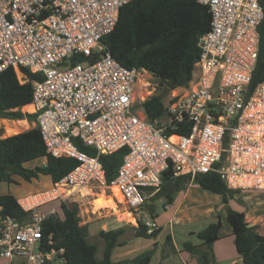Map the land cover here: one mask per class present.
<instances>
[{
	"label": "built area",
	"instance_id": "1",
	"mask_svg": "<svg viewBox=\"0 0 264 264\" xmlns=\"http://www.w3.org/2000/svg\"><path fill=\"white\" fill-rule=\"evenodd\" d=\"M133 1L0 0V73L13 68L21 83L29 81L22 68L40 75L29 112L47 153L78 161L50 187L17 198L27 220L0 215L6 264L64 262V248L47 249L53 240H44V221L99 189L116 190L138 212V226L152 233L158 223L143 213L169 168L190 182L216 173L230 189L264 191V80L251 87L261 0H197L209 8L211 28L199 37L191 81L153 121L134 111L146 70L123 66L103 41ZM123 148L128 152L108 181L100 157Z\"/></svg>",
	"mask_w": 264,
	"mask_h": 264
},
{
	"label": "trees",
	"instance_id": "2",
	"mask_svg": "<svg viewBox=\"0 0 264 264\" xmlns=\"http://www.w3.org/2000/svg\"><path fill=\"white\" fill-rule=\"evenodd\" d=\"M264 8V0H261ZM212 15L208 6L197 0H135L125 5L119 14L114 30L104 38L112 56L123 66L147 70L155 75L161 84L169 88L187 86L193 77L195 63L200 57L199 37L210 30ZM75 61H83L82 56H75ZM29 81L21 83L15 70L9 68L0 73V119L34 120V114L23 112L22 108L32 102L33 81L40 75L22 68ZM264 80V19L259 26V51L257 63L252 75L251 87ZM157 100V101H156ZM148 117L155 120L163 113V104L158 97L145 103ZM1 130V129H0ZM187 130L184 133H188ZM79 148L95 155L90 147L79 145ZM128 148L100 157L108 181L116 176ZM43 159L45 163L35 169H28L24 164L31 160ZM78 164L74 158H58L47 153L41 132L37 126L7 137L0 131V184L15 182L18 176L27 182L38 179L40 175L48 176L51 184L57 182ZM190 183L189 175L174 176L171 168L163 172V183L159 192H164L169 201L173 193ZM195 183L201 188L218 194L227 207V221L232 227L235 248L243 264H264V234L258 231L257 225L246 221L245 212L230 208V200L242 190L230 189L216 173L200 174ZM15 195L0 194V215L11 216L20 221L29 218L17 203ZM153 206L147 209L153 212ZM78 207L63 204V216H51L44 221V240L51 238V248H64L65 261L58 264H114L113 251L126 243L120 238L124 228L101 230L100 236L106 246L102 259H97V246L88 240V226L81 225ZM221 221L209 224L199 231L197 236L203 241L204 248L185 242L181 252L196 258L194 264H209L213 255V245L222 239ZM137 237H157L162 228L147 233V226L139 223ZM172 241V236L167 237ZM175 249L174 245L172 246ZM155 251H145L132 260V264H151ZM189 263L191 261L189 260ZM123 264H128L124 261Z\"/></svg>",
	"mask_w": 264,
	"mask_h": 264
},
{
	"label": "rangeland",
	"instance_id": "3",
	"mask_svg": "<svg viewBox=\"0 0 264 264\" xmlns=\"http://www.w3.org/2000/svg\"><path fill=\"white\" fill-rule=\"evenodd\" d=\"M18 78L20 82L23 80L20 76ZM185 87L169 88L167 85L161 84L155 75L146 70L138 81L134 96V111L137 110L142 117L149 119L145 103L151 101L154 97H158L159 102L163 104L164 112H159L160 115L156 119H162L166 116V106L175 95L184 91ZM22 111L30 113L31 108L24 106ZM16 121L20 122L22 120L0 119V131L3 138L9 136L6 127L13 126ZM35 126V120H27L25 124H19V132L11 135ZM44 161L43 159L31 160L26 162L24 166L28 169H35L42 166ZM14 179L15 182L0 184L1 195L11 193L16 197H21L31 192L44 190L51 185L50 178L45 175H40L38 179H34L32 182H27L18 176H14ZM98 191L99 194L94 197L88 196L83 199L79 198L76 201H68L69 205L78 207L81 218L80 224L88 226V240L97 246V259H102L106 246L105 239L100 236V231L122 227L125 232L120 240L126 243L125 252H131V255H129L131 258H135L145 251L152 249L155 251L156 249L151 264H161V260L165 258V253L169 254L172 259V263L169 261L168 264H186L189 263L190 259L184 258L183 260L182 256L173 253V244L175 243L183 248L185 242H191L204 248L203 241L199 239L197 233L209 224L220 220L222 239L213 245L214 253L211 255L209 264H243L241 258L237 255L232 227L227 221V207L222 202L221 196L201 188L195 183V180L186 184L181 190L174 192L172 201L166 198L164 192H159L152 197L153 212L147 209V213H143V216L147 219L152 218L158 223L159 228H162L156 238L136 236L135 228L138 227V212L131 210L116 190L99 189ZM100 194L104 195L98 198ZM229 205L233 210L245 212L246 221L250 225H257L258 231L264 233V227L260 228L261 226L257 222V220L262 221L261 223L264 226V191L242 190L230 200ZM169 235L172 236L173 243L167 241ZM121 250V248L116 247L113 258H116L119 254L121 255ZM183 256L186 257V255ZM6 262L5 259L0 258V264H6ZM129 263L131 264V260Z\"/></svg>",
	"mask_w": 264,
	"mask_h": 264
},
{
	"label": "crops",
	"instance_id": "4",
	"mask_svg": "<svg viewBox=\"0 0 264 264\" xmlns=\"http://www.w3.org/2000/svg\"><path fill=\"white\" fill-rule=\"evenodd\" d=\"M25 107H30V105H26ZM22 121H27V119H23ZM32 128V127H31ZM29 129V128H28ZM9 136H10V134H8ZM44 163H45V161H44ZM263 217H264V215H263ZM259 218V217H258ZM264 219V218H263ZM257 222L259 223V225L261 226H259L260 228H263L264 226H263V224L260 222V220H257ZM262 233V232H261ZM262 234H264V233H262ZM217 242V241H216ZM215 242V243H216ZM215 243H214V245H215ZM174 245V247H175V249L172 251L173 253H176V254H178L179 256H182V258H183V260H184V258L186 259V258H189L190 259V261H191V263L192 264H194L195 262H196V260H195V258H193L192 256H189V254L187 253V252H181L182 251V248L181 247H179V246H177L175 243L173 244ZM126 244L125 245H123V246H119V248H121L122 250H121V255L119 254L116 258H113V255H112V261H113V263L114 264H123L124 263V261H126V262H130V260H131V264H132V260H133V258H131V256H129V255H131L130 253L131 252H125V249H126ZM114 252V251H113ZM155 252H156V249H155ZM183 255H186V257H184ZM118 257H121V258H118ZM165 257V258H164ZM164 259H162L161 261H162V263L161 264H168L167 262H169V261H171V263H172V259H171V256L169 255V254H164ZM186 263V262H185ZM130 264V263H129ZM186 264H190V263H186Z\"/></svg>",
	"mask_w": 264,
	"mask_h": 264
},
{
	"label": "bare ground",
	"instance_id": "5",
	"mask_svg": "<svg viewBox=\"0 0 264 264\" xmlns=\"http://www.w3.org/2000/svg\"><path fill=\"white\" fill-rule=\"evenodd\" d=\"M31 108V107H30ZM25 124V121H16L15 123H14V125L13 126H7V124H6V131H7V133L8 134H13V133H16V132H19L20 131V128H19V124ZM23 126V125H22ZM25 126V125H24ZM102 195H104V194H100L99 196H98V198H100Z\"/></svg>",
	"mask_w": 264,
	"mask_h": 264
},
{
	"label": "water",
	"instance_id": "6",
	"mask_svg": "<svg viewBox=\"0 0 264 264\" xmlns=\"http://www.w3.org/2000/svg\"><path fill=\"white\" fill-rule=\"evenodd\" d=\"M71 62L73 63V62H74V60L72 59V60H71Z\"/></svg>",
	"mask_w": 264,
	"mask_h": 264
}]
</instances>
